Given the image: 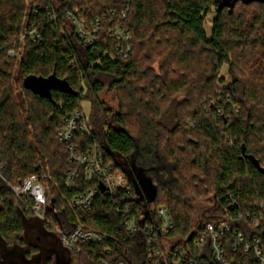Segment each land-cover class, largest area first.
I'll return each instance as SVG.
<instances>
[{
  "label": "trees",
  "instance_id": "1",
  "mask_svg": "<svg viewBox=\"0 0 264 264\" xmlns=\"http://www.w3.org/2000/svg\"><path fill=\"white\" fill-rule=\"evenodd\" d=\"M123 1L71 0L88 18H100L98 41L83 46L59 14L65 1L0 0L2 175L10 184L36 175L46 182L56 214L107 236L101 244L83 243V252L74 254L51 234V253L64 250L66 264H98V257L107 255L104 246L112 247L111 259L129 264H138L141 255L134 237L122 231V214L100 188L89 210L68 205L75 191L66 189L65 174L76 165L68 161L70 151L56 140V130L65 113L83 111V99L91 104L86 116L91 136L77 135L74 142L80 148L99 144L105 162L133 187L131 199L137 193L126 163L134 150L145 162L157 154L170 165L168 181L157 183L156 198L147 201L151 213L158 205L168 206L176 232L195 224L192 199L213 202L230 191L244 211L264 199L259 169L264 168V0H130L124 23L132 50L126 58L117 55L116 40L103 28L120 18ZM55 4L60 9L52 11L53 19L46 8ZM33 7L39 11L36 18ZM110 10L115 13H106ZM209 12L214 16L207 34ZM26 15L30 22L36 19L41 40L25 42L17 61L8 50L17 47ZM223 64L227 77L220 74ZM50 75L65 80L76 94L51 89L45 96L25 83L30 76ZM105 90L116 97V112L100 99ZM78 170L80 191L97 186ZM5 180L0 177V248L24 243L27 220L51 228L25 211ZM46 217L56 219L54 212ZM32 249L20 264L35 263L33 256L42 251ZM230 257L234 264H257L240 250H230Z\"/></svg>",
  "mask_w": 264,
  "mask_h": 264
},
{
  "label": "built area",
  "instance_id": "2",
  "mask_svg": "<svg viewBox=\"0 0 264 264\" xmlns=\"http://www.w3.org/2000/svg\"><path fill=\"white\" fill-rule=\"evenodd\" d=\"M60 1H65V5L59 14L64 16L72 34L80 43L88 46L97 42L102 28L100 18H88L82 8L73 5L71 0ZM129 1H123L118 20L103 27L111 38L116 40L117 55L124 58L128 57L132 50L130 30L124 23ZM26 2L30 4V0ZM51 8H46V14L55 19L57 15L54 12L59 11V5L55 4ZM29 10L34 18L38 16L36 7ZM106 13L115 12L110 10ZM28 19L26 15L16 42L17 47L8 50L9 56L21 55L19 43L40 42L41 34L36 19L31 22ZM234 109L238 110L235 106ZM77 135L91 136L86 115L80 109L65 113L62 116V125L56 130V140L68 146V161L76 165V168L69 169L65 174L66 189L75 191L68 199V205L71 208L89 210L100 188L101 192L109 196L115 210L122 214L121 228L124 234L134 237L137 252L141 254L137 258L138 264H234L230 250H240L257 264H264V199L256 202L252 210L244 211L236 197L227 191L225 197L213 200L208 220L201 225L198 221L195 222L188 232H176V224L168 206L158 205L151 213L147 200L142 201L137 195L136 200L131 199L129 196L133 187L120 170L112 169L110 164L105 162L102 147L89 143L80 148L78 143L74 142ZM4 167L5 162L0 160V177L3 180ZM78 168L82 169L83 180L96 183L97 186L80 191ZM6 183L21 200L26 212L49 223L66 251L81 254L83 243L101 244L107 239L105 234L93 228L85 227L81 223H72L62 215L56 214L48 196V186L36 175L27 176L18 183ZM134 202L138 207L133 205ZM46 212H54V222L47 220ZM143 214L146 215L141 222ZM112 251L111 246L103 247V252L107 255ZM107 255L99 256L97 263L129 264L125 259H111Z\"/></svg>",
  "mask_w": 264,
  "mask_h": 264
},
{
  "label": "rangeland",
  "instance_id": "3",
  "mask_svg": "<svg viewBox=\"0 0 264 264\" xmlns=\"http://www.w3.org/2000/svg\"><path fill=\"white\" fill-rule=\"evenodd\" d=\"M214 16L213 12H209L206 17L205 21V31L207 34H209L210 29H211V21ZM24 46L23 43H19V50L22 49ZM20 59V56L16 57V60L18 61ZM18 63V62H17ZM15 71L17 68V65L15 64L14 66ZM227 70H228V65L223 64V66L220 69V74L224 77H227ZM13 84L16 88L17 82L16 80H13ZM100 99L108 106L111 108L112 111L117 110V99L114 96L113 92L109 90H105L100 94ZM81 106L83 108V111L85 115L88 117L90 113V107L91 104L88 99H83L81 101ZM30 128V126H29ZM130 161L133 163L134 166L141 168L144 173L145 171H149V175L154 176L153 181L154 183H165L169 179V169L170 165L165 163L162 159L159 158V156L156 154L154 155L151 159L148 161H144L141 159L139 152L137 150L133 151V154L130 157ZM43 173V172H42ZM46 183V182H45ZM192 204L194 207V222H197L205 217L208 216V214L211 211V205L212 202H204L202 200L198 199H192ZM53 222V221H52ZM49 225V223H47ZM50 234H54V231L52 228H50V231H48ZM24 244H22L21 248H25L26 245L32 244V246H38V248L41 249V251L47 255H51V262L49 264H63L66 261V252L62 249H58V251H54L51 253L54 249H51V245L49 242V238L44 236L42 234L40 227L37 225L36 221H30L27 220L26 226H25V235H24ZM37 264H44V261L38 262Z\"/></svg>",
  "mask_w": 264,
  "mask_h": 264
},
{
  "label": "flooded vegetation",
  "instance_id": "4",
  "mask_svg": "<svg viewBox=\"0 0 264 264\" xmlns=\"http://www.w3.org/2000/svg\"><path fill=\"white\" fill-rule=\"evenodd\" d=\"M225 1H228V0H225ZM130 157L127 158V163H126V167L129 171V177L132 179V181L134 183L135 190L139 193L141 200L142 201L148 200V193H147L146 189L141 187L140 184L138 183V176L143 173L145 175V177H151L152 179H154V178L152 175H149V171L148 172L145 171V173H144V171L141 168L134 166L133 163L130 161ZM37 225L40 227L41 232H42V234H44V236H46L47 238L52 236L47 230L42 228L39 223H37ZM21 246H22V244L16 245L13 247L2 246L0 248V264H20V258L21 257L26 256V257L30 258V254H32V252H34L32 247L34 248L35 246H32V244H28L23 249L21 248ZM48 256L49 255L41 252L39 257H36V261H33L35 263L30 262V264H37L38 262L44 261V259L46 260V258H49V260L47 261V264H49L51 262V260H50V257H48Z\"/></svg>",
  "mask_w": 264,
  "mask_h": 264
},
{
  "label": "water",
  "instance_id": "5",
  "mask_svg": "<svg viewBox=\"0 0 264 264\" xmlns=\"http://www.w3.org/2000/svg\"><path fill=\"white\" fill-rule=\"evenodd\" d=\"M25 83L29 88L45 96H50L51 89H58L62 92L76 94V92L72 90V88L65 80H60L56 78L54 75H50L47 78L30 76L26 79ZM259 169L260 171L264 172V168L259 167ZM138 183L140 184L141 187L146 189L148 193V200L153 201L156 198L157 189H158V186L156 183L153 182V179L151 177H145V175L142 173L138 176ZM136 193L137 196H139V193L137 191ZM51 204L53 205V201H51ZM147 213L148 212H146V214ZM146 214H143V217L141 218V222L143 221ZM33 257H34L33 259L31 258L32 261H36L35 258L36 256ZM63 264H66V262H64Z\"/></svg>",
  "mask_w": 264,
  "mask_h": 264
}]
</instances>
